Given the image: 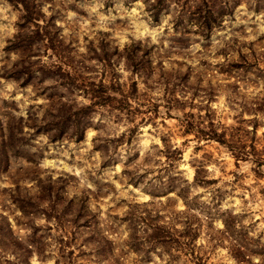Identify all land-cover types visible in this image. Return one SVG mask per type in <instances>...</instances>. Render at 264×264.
Segmentation results:
<instances>
[{"label":"rangeland","instance_id":"1","mask_svg":"<svg viewBox=\"0 0 264 264\" xmlns=\"http://www.w3.org/2000/svg\"><path fill=\"white\" fill-rule=\"evenodd\" d=\"M34 1L39 4L37 21L41 24L51 18L57 26L59 44L67 49L69 63L58 60L42 39L32 47L29 80L20 84L19 80L4 77L2 72L9 70L19 57L18 51H6L4 46L18 28L21 10L19 3L0 0V123L2 132L14 133L6 149L7 164L0 163V213L6 216L13 236H1L0 242L17 244L15 249L11 245L0 246V264L113 263L107 258L98 259L88 248L84 240L88 229L68 240L69 233L55 226L47 215L54 199H47L44 193L40 198L35 182L38 177L44 185L47 176L58 178L54 186L61 197L56 208L71 195L87 194L86 203L97 213L99 225L113 228L110 236L123 251H119L120 264H163L154 252L146 260L123 245L127 228L118 218L129 204L149 199L147 190L158 179L173 175L190 182L195 168L199 175L211 180L190 183L187 192L193 212L211 226L201 225L195 239L203 264H245L231 256L226 239L214 244L208 238L209 230L222 226L219 212L224 209L242 212L240 220L248 235L256 238L264 250V176L253 174L249 156L235 160L225 144L196 137L197 132L184 133L177 117L182 112L192 113L193 119L203 122L201 126L210 118L216 130L223 128L225 137L239 125L247 145L248 136L252 135L251 122L240 118L253 114L241 113L234 101L239 98L234 96L237 91L247 97L264 93V0H228L232 3L230 13L223 15L207 36L197 33L189 23L184 30L173 29L177 5L172 0L165 1L156 21L148 10L154 0ZM194 1L197 0H186L184 7L192 9ZM220 1L208 3L215 6ZM25 25L34 27L31 23ZM132 50L143 59L150 50V64L161 62L163 70L171 75L176 69L182 72L190 66L185 82L188 87L170 91L177 99L172 101L176 107L162 106L166 104L162 83L147 81V87L141 73L133 72L126 60ZM239 52L244 59H240ZM227 61L242 66L221 71L219 68H225ZM51 63L60 64L69 77H59L60 69ZM110 79L114 89L122 94L106 88V103L91 104V96L84 89L87 82L101 80L107 85ZM132 80L136 81L134 97L129 94ZM202 89H208L209 95ZM146 100L158 104V113L142 111ZM126 102L140 111L126 112ZM60 113H67L70 119L60 123L63 127L59 135L50 139ZM254 117V144L259 148L264 139V114L256 113ZM74 118L85 122L81 132ZM42 120L45 123L40 124ZM164 142L170 148H178L176 159L166 158ZM130 178H137L138 183L133 185ZM19 194H27L33 201L28 212L23 213L12 198ZM166 197L174 208L184 207L172 191L153 199L164 201ZM183 258L181 255L176 264H190ZM251 259L256 260L257 256L252 255Z\"/></svg>","mask_w":264,"mask_h":264},{"label":"trees","instance_id":"2","mask_svg":"<svg viewBox=\"0 0 264 264\" xmlns=\"http://www.w3.org/2000/svg\"><path fill=\"white\" fill-rule=\"evenodd\" d=\"M9 1L19 3L21 10L19 17L21 20L19 24H17L18 28L13 34L12 39L8 40L4 49L6 51H18L19 57L17 58V61L11 63L9 70H4L2 72V75L16 80L17 82L19 80L20 84L26 83L27 80H29L31 73L29 58L32 55V47L36 45L35 42L38 40L41 41L42 39L46 41L45 46L49 47L52 50V53L59 58L58 60L69 63L67 62L69 61V55H66L67 49L65 46L61 48V43L59 44L58 39L59 34L57 32V26L51 22V18L49 19L50 21L43 20L41 24L37 21L39 19V4L34 0ZM165 1L166 0H154L149 4L150 8L148 10L151 11V17L154 21L157 20L161 8H163L166 3ZM237 1L239 0H232V3ZM172 2L177 5L172 20L173 29L180 28L181 30H184L187 28L186 23H189L191 27H194L197 33L203 36H207L213 26L220 24L222 16L229 14L232 6V3L228 0H221L215 6L210 5L208 0H197L191 4L192 9H188L184 7L186 0H172ZM184 21H186L185 24L183 23ZM27 23H31L34 27L28 28V26L25 25ZM149 52L150 50L146 51V58L143 59V56H137L132 50L127 54L126 60L129 61V65L131 69H133V72L139 71L141 73V76L143 77L142 81L145 86L149 87L147 81L162 83L163 90L166 94L164 99L166 104H162L163 107H176L175 103H172V101L177 99L172 96L170 91L175 87H179V89H182V87H188L185 82L190 76V66L188 65L185 71L182 72L176 69L175 73L171 75L163 70L161 62L158 61L156 65L150 64V57H148ZM243 56L244 55L239 52L240 59H244ZM62 58L65 60H62ZM51 64L60 69L58 71L59 77H62L63 75L69 77V73L61 70L60 64ZM220 65H222V63H220ZM241 66L242 65L239 62L227 61L225 62V68L222 66L219 69L221 71L229 72L230 70H235ZM154 67L156 68L155 71ZM154 73L155 77H152V74ZM113 78L114 76L112 79ZM112 79L109 80L107 85L101 80L96 82L89 80L87 82L89 86L86 85L88 88L85 86L84 89L85 93H88L91 96V104L106 103L105 99L109 97V94L105 92L106 88L119 92L117 88L114 89V82H112ZM208 83L209 82L207 81V84ZM232 85L234 88L237 87V84ZM79 87L81 88L82 86ZM202 90L205 94L209 95L208 89L207 91L205 89ZM135 92L136 81L132 80L129 94H132L134 97ZM119 93L122 94L121 92ZM234 97L239 98L238 101H234L237 103L238 109L241 113L246 111L253 114V116L247 119L240 115L241 121L247 120L248 122H251L249 129L251 130L252 135L248 136L249 141L247 145H245L241 138L240 130H242L243 127L239 125L232 128L233 134L227 132L228 137H225V131H223V128L221 130H216V128L213 127L210 118H207L206 124L201 126L200 124L203 122L199 119H193L194 115L192 113L182 112L180 116H176L179 117L178 119L180 125L183 127L182 131L184 133L190 131H193L194 133L197 132L195 135L196 137L202 136L203 138H212L219 143L225 144L231 151L235 160L243 159L246 155L249 156L253 163V174L256 177L264 176V139L261 146L258 148L254 144L255 137H253L257 125L254 115L256 113L264 114V93H262V95L255 94L247 97L245 93L237 91V95ZM142 103L143 108H145V110L142 111H146V113H158V104H156V102L146 100ZM123 109H125L126 112L140 111L136 106H131L127 102ZM206 111L207 107L205 108L204 115L205 113L207 114ZM59 117L60 119L58 122H54L55 127L48 136L50 139H54L59 135L61 128L63 127L59 124L66 119H70L67 116V113H60ZM197 117L199 118V116ZM74 119L76 127L79 128L81 132L85 127V122L78 118ZM41 123H45L44 120H42L40 124ZM41 126L44 127L43 125ZM35 129L38 130V126H36ZM128 130L131 131L132 128H128ZM245 130L247 129L245 128ZM13 134L12 130H8L7 133L2 132L0 123V163L7 164L8 153L6 149L11 144L9 139L12 138ZM78 137L80 139L81 135ZM164 146L166 150L165 153L167 152L165 156L168 160L176 159L180 154V151L175 146L171 148L169 144H165ZM246 146L248 147L247 149ZM166 164L169 165V162L167 161ZM166 175L169 174L167 173ZM130 179L133 185L138 183L137 178ZM57 181L58 178L54 180L47 176L45 184L41 185V179L38 177L35 178L37 190L41 192L40 198L44 197L42 196V193H44L47 199H50V197H53L51 199H54V201L50 203L51 209L47 215L53 219L55 226H57L60 231H63V233H69L68 240L73 238L75 234H78L80 230L88 229L84 240L87 242L88 248L93 254H95L98 259L107 258L110 261H113L111 264H120L119 259L121 255L119 256V251H123L118 249L117 242H115L110 236L113 228H105L99 225L100 222L97 219V213L91 211L86 203L87 194H82L80 197L71 195L64 200L65 203L63 206L56 208V201L61 197L57 192V188L54 186L57 184ZM207 181L211 180L199 175L197 168H195L190 182H187V180L181 178V176L175 177L173 175H169L165 179H158L157 183H154V186H152L151 189L147 188V192L151 196L149 199L129 204L123 211L122 216L118 218L124 222L125 227L127 228L126 235L122 239L123 245L138 255H142L146 260L149 259V253L154 252L158 258L163 261V264H176V260L181 255L184 257L183 260L190 262V264H203L204 257L198 252L195 246V239L198 236L199 227L201 225H206L209 228H211V226H209V222L203 220L202 217L193 212V203L190 200H187V192L190 183L203 184ZM58 185L61 186L62 184L60 183ZM171 191L174 192L176 197L180 198L184 207L174 208L169 197H166L164 201L160 198H157L156 200L153 199L158 195L162 196ZM19 196H12V198L15 199L17 206L23 213L24 211L28 212L29 210L27 209L32 208L33 201L30 200V197L27 194ZM137 206H140V209H137ZM241 214L242 212H232L228 209L220 211L219 219L222 226L209 230L207 232L208 238L209 240H213L214 244L226 239L228 241L226 246L229 249L231 256L238 262H244L245 264H264V250L259 248L256 238L248 235L247 230L240 220ZM1 236L11 237L13 236V233L6 216L0 213V237ZM3 244L5 243L1 244L0 242V246L5 247L6 245H11V247H13L12 249H15L17 246L15 242H9L5 245ZM116 250L118 252H116ZM162 255H165V258H162ZM252 255L257 256V259H251ZM134 264L138 263L134 262Z\"/></svg>","mask_w":264,"mask_h":264}]
</instances>
